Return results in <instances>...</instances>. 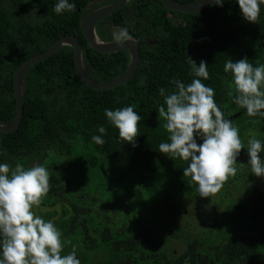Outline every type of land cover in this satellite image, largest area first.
<instances>
[{
  "label": "trees",
  "instance_id": "obj_1",
  "mask_svg": "<svg viewBox=\"0 0 264 264\" xmlns=\"http://www.w3.org/2000/svg\"><path fill=\"white\" fill-rule=\"evenodd\" d=\"M174 1L186 4L205 0ZM57 2L0 0L2 125L10 124L16 117L13 86L16 69L28 59L45 53L63 37L74 36L81 43L86 71L98 83L122 77L129 66L127 51L102 55L87 45L81 23L100 4L94 0H69L76 4L75 11L56 14ZM117 2L106 0L100 6ZM221 2L223 6L190 15L168 11L160 0H131L124 9L100 23L97 31L102 42H110L115 41L113 29H126L138 43L140 64L135 77L110 91H92L78 78L73 49L63 47L29 69L22 124L13 134L0 133V164L14 167L19 161L26 168L42 164L51 171L50 191L36 214L47 221L58 215L50 211H62L55 223L58 227L76 226L77 220H85L83 224L87 225L88 232H95L99 237L96 240L99 246L92 247L100 249L98 252L104 256L100 259L106 260L104 254L114 248L115 261L110 264H136L141 263V258H146L143 264H150L154 253L144 246L150 240L144 231L132 234L121 227L106 230L112 235L104 239L105 230H96L104 228V224L85 213L92 205L80 194L90 186L75 179L80 174L77 164L88 173L99 172L104 181L101 187L105 186L106 193L109 186L125 191L129 187L133 189L143 179L163 185L167 196L164 203L160 201L145 211L162 213L167 220L164 227L167 240L182 246L178 251L176 245L174 251L178 253H171L172 258L167 263L162 261L163 264H264V193L255 192L249 202L233 207L222 224L193 237L184 223L191 213L172 202L174 195L187 199L196 196V186L190 178H184L188 162L159 152L160 143L170 142L165 121L158 120V108L164 103L159 89L171 94L176 90L175 80L191 83L195 77L190 75L189 56L197 66L202 60L207 63L209 79L200 78L201 82L214 89L218 107L225 119L238 127L242 143L247 125L249 129L258 128L259 140L264 145V117H249L246 109L234 103L236 93L229 87L232 75L224 71L229 59L236 62L246 57L254 67L264 64V5L260 6L258 23H249L243 18L237 0ZM229 91H233L232 96L228 95ZM127 106L142 117L135 146L121 141L118 130L105 115V109L114 111ZM100 126L106 128L102 135L105 143L96 145L91 137L101 135ZM197 142L202 143L199 138ZM260 157L264 160V152ZM248 160L247 148H244L237 164H247ZM68 240L70 251L90 246L85 236L79 245L72 235ZM89 261L93 263L92 258Z\"/></svg>",
  "mask_w": 264,
  "mask_h": 264
},
{
  "label": "clouds",
  "instance_id": "obj_2",
  "mask_svg": "<svg viewBox=\"0 0 264 264\" xmlns=\"http://www.w3.org/2000/svg\"><path fill=\"white\" fill-rule=\"evenodd\" d=\"M214 2L216 6H223L221 0ZM237 2L243 18L249 23H258L264 0ZM75 9V3L58 0L54 11L62 14ZM113 37L118 44L132 40L126 29L114 32ZM188 63L190 75L195 77L191 83L175 80L176 90L171 94L159 89L164 103L158 108V120L163 118L165 121L164 128L170 141L160 143L159 152L188 162L184 178H190L199 197L212 198L230 177L236 176L237 158L245 145L238 127L225 119L218 107L214 89L201 82L200 78L209 79L207 63L202 60L197 66L190 56ZM224 71L232 75L229 87L236 93L234 103L246 109L249 117H264V64L254 67L246 57L236 62L229 59L224 64ZM228 95L232 96L233 91ZM105 115L118 130L121 141L135 146L142 117L133 107L105 109ZM98 131L101 135H93L91 139L96 145H103L102 135L106 128L100 126ZM197 138L202 143H198ZM246 148L251 172L264 178V160L260 157L264 145L252 137ZM50 188V174L42 164L29 168L19 161L14 167L0 164V264H81L75 248L67 255L61 254L65 243L71 241H62V232L56 225L34 212Z\"/></svg>",
  "mask_w": 264,
  "mask_h": 264
},
{
  "label": "rangeland",
  "instance_id": "obj_3",
  "mask_svg": "<svg viewBox=\"0 0 264 264\" xmlns=\"http://www.w3.org/2000/svg\"><path fill=\"white\" fill-rule=\"evenodd\" d=\"M97 35L101 40L98 31ZM245 128L243 144L246 148L248 139L252 137L259 139L260 132L255 126L249 129L246 125ZM75 166L80 169L78 172L80 174L79 176L75 175V179L90 186L86 188L87 192L82 190L80 194L82 198H85L92 205L85 210L88 215H96L101 223L112 226L114 229L122 226L121 228L129 230L132 234H138L141 230L145 232L152 228L160 230L163 234L166 233L165 230L160 228V225L166 227V220L159 218L161 222H153L156 223L159 229L157 227L154 228L152 222L149 221L150 214L145 211L157 206L160 201L164 203V197L167 196H164L165 189L161 183L146 182L143 179L133 189L129 187L125 191L121 188L113 189L112 186H109V190L106 193L105 186L101 187V183H104V181L102 178L100 179L99 172L88 173L87 170H83V166L78 164ZM236 167V176L230 177L223 188L212 198H201L197 192L192 199L177 195H174V198L172 197V202L175 205L178 204L181 210L191 213L184 222L188 225L186 230L189 235H193V237L199 236V234H204V232L210 230L211 226L222 224L233 207L249 202L257 191L264 193V178L256 177L247 164H237ZM38 209L39 207L34 208V212L36 213ZM128 224H131V226ZM163 241L168 240L164 237ZM177 245V250L179 251L182 246L180 244ZM88 254H91V252L89 251Z\"/></svg>",
  "mask_w": 264,
  "mask_h": 264
},
{
  "label": "water",
  "instance_id": "obj_4",
  "mask_svg": "<svg viewBox=\"0 0 264 264\" xmlns=\"http://www.w3.org/2000/svg\"><path fill=\"white\" fill-rule=\"evenodd\" d=\"M104 0H94V3H102ZM131 0H119L116 4L102 7L90 13L81 23L82 33L87 41L88 47L102 55H113L127 51L130 55V63L125 74L109 83H98L87 73L84 63L83 47L74 36L63 37L56 41L45 53L32 57L21 64L14 73V96L16 100V117L13 122L7 125L0 124V133L9 135L15 133L21 126L24 117V87L25 78L29 69L41 64L54 56L61 48L70 47L74 51V63L76 73L81 83L88 89L95 92H105L113 90L119 86L126 85L136 75L139 64L140 54L139 45L135 40L127 41L123 44L115 42H102L97 35V26L107 20L117 12L124 9ZM163 6L171 12L197 15L216 6L214 0H205L199 3L180 4L174 0H160ZM222 1V0H221ZM121 30L113 29V32Z\"/></svg>",
  "mask_w": 264,
  "mask_h": 264
},
{
  "label": "flooded vegetation",
  "instance_id": "obj_5",
  "mask_svg": "<svg viewBox=\"0 0 264 264\" xmlns=\"http://www.w3.org/2000/svg\"><path fill=\"white\" fill-rule=\"evenodd\" d=\"M119 1V0H118ZM106 0H104L102 3H105ZM102 3H98L100 5H102ZM97 9H100L102 7H106V6H100ZM97 9H94L97 10ZM111 42H115V41H111ZM50 213H55L58 215L52 219H50L54 224L59 221L60 215L62 214V211H50ZM86 213V211H85ZM146 213H149V221L152 222V224L154 225V228H158L159 227L156 225V223L161 222V220L159 218H163L162 217V213L160 212H155V211H147ZM87 214V213H86ZM88 215V214H87ZM94 217H96V215H92ZM97 218V217H96ZM96 221H99L98 219H95ZM130 221V220H129ZM85 222V220L83 219H79L76 221L77 225L76 226H72V227H67V226H61L58 227L56 224V227L62 232V241H67V239L69 238V235L74 236L78 241L76 242V245H79L81 242L84 241V236L87 238V242L89 243L90 246H80L78 247V251H76V255L77 258L80 260L81 264H110V262L115 261V252H114V248L111 249L110 253H105V259H100V257H104L102 256L100 252H98L100 249L98 247L93 248V245H97L99 246V242H97L96 240L99 238L98 235L94 232H91L87 230V225H84L83 223ZM100 222V221H99ZM128 222V221H127ZM156 222V223H153ZM167 222V220H166ZM101 223V222H100ZM104 224V223H103ZM122 227V226H121ZM118 228V227H116ZM160 228L164 230V227H162L160 225ZM105 230L104 233V239H109L111 237V233H109V231L106 230H114V228L112 226H108L106 224H104V228H100L97 227L96 230ZM69 230V231H67ZM129 231V230H127ZM143 231V230H141ZM74 233H76V235H74ZM146 236L148 237V239L150 240L148 243H146L144 246H148V251L154 253V256L150 258V264H163L162 261H165V263L168 262V260H170L172 257L170 256L171 253L177 254L178 252L174 251V248L176 247V245L178 244L177 242H169V241H163V238H166V233L163 234L161 233L160 230L157 229H149L147 231H145ZM157 233V235H156ZM167 239V238H166ZM101 243H104L103 241ZM88 247H92L89 249H92L90 252L91 254H88L89 252H87ZM71 251L67 249V243H65L64 246V250L61 253L62 255H67L69 254ZM164 255H167V258L164 257ZM93 259V263L90 262V259ZM141 263H136V264H143L144 261H146V258H141Z\"/></svg>",
  "mask_w": 264,
  "mask_h": 264
}]
</instances>
